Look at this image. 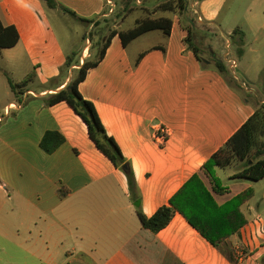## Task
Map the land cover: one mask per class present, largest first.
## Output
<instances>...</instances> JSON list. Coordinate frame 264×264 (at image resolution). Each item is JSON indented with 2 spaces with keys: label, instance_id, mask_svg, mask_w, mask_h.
<instances>
[{
  "label": "crops",
  "instance_id": "1",
  "mask_svg": "<svg viewBox=\"0 0 264 264\" xmlns=\"http://www.w3.org/2000/svg\"><path fill=\"white\" fill-rule=\"evenodd\" d=\"M24 1L41 13L46 7L41 0ZM57 1L92 21L75 20L93 30L95 41L74 53L69 75L54 87L29 88L40 63L16 84L8 76L15 100L0 114V264H264V221H257L262 220V213L252 204L254 197L242 205L248 225L221 249L179 213L154 233L140 221L125 173L97 148L84 120L66 102L45 104V98L71 82L86 59H97L105 20H110L113 29L129 30L133 27L123 29L121 23L136 11L126 12L128 0ZM166 1H155L150 7L143 4L153 17L173 19L170 35L161 31L164 41L131 54L128 49L140 37L125 48L116 35L105 57L79 85L132 165L139 207L148 217L169 204L254 114L257 105L264 103V0H234L227 7L228 0H187L184 15L163 12L160 8ZM119 8L124 13L117 19ZM236 11L240 26L230 29L227 46L234 47L238 58L224 61L214 49L224 46V40L210 37L215 32L208 31L222 13ZM141 17L135 18V24ZM0 18L5 26L16 27L19 44L18 25L4 0H0ZM191 20L206 29L197 34L196 25L192 27L198 54L185 42L189 32L184 25H192ZM237 28L242 33L233 36ZM4 49L0 57L6 60ZM230 60L237 63L244 79L233 76ZM218 63L226 67L227 76ZM27 78L29 82L13 91L10 80L20 85ZM161 129L168 132L164 143L158 138ZM49 131H58L66 139L52 154L40 146ZM223 185L227 193L215 195L220 204L252 187L233 191ZM62 188L68 192L63 197Z\"/></svg>",
  "mask_w": 264,
  "mask_h": 264
},
{
  "label": "trees",
  "instance_id": "2",
  "mask_svg": "<svg viewBox=\"0 0 264 264\" xmlns=\"http://www.w3.org/2000/svg\"><path fill=\"white\" fill-rule=\"evenodd\" d=\"M41 1L50 10L61 11L77 21L92 23L91 20L80 18L74 11L60 5L57 0ZM137 1L134 5L144 8V1L142 4H138ZM187 7V0H167L160 9L163 12L184 15L187 12ZM132 11L134 8L131 7L130 3H127L126 12ZM190 22H194V20ZM172 23L173 19L167 16L153 17L150 10H147L146 17L137 19L135 26L129 30L113 29L110 20H105V25L101 29L103 33L99 35L97 43L100 49L97 59H86L65 88L44 99L47 106L60 102H66L70 105L87 124L89 136L97 148L116 167L122 169L124 164H129V167L126 170L122 169V171L128 179L130 197L134 202L139 200L140 195L132 165L124 157L116 140L106 132L95 105L86 100L80 93L79 85L86 79L89 71L97 67L105 57L113 37L119 35L123 46L126 48L137 38L152 31H162L165 35H170ZM97 25L99 24L95 22V26ZM184 28L189 32V36L185 40L188 48L198 54L199 50L193 42L192 25H184ZM239 33L242 32L237 28L232 35L236 36ZM91 36H93V30L90 32V38ZM84 39L87 40V36H84ZM18 41L19 33L16 27L5 26L0 18V50L12 48L17 45ZM73 55L74 53L68 56L69 68L73 65L71 61ZM142 57L143 54L139 59ZM218 66L222 74L225 76L229 74L223 64L218 63ZM29 81L30 78H27L22 84L14 85L10 80V84L13 91H17ZM65 141V137L60 132L49 131L43 137L40 146L46 153L52 154ZM235 161L240 162L241 167L236 171L233 178L253 181L264 179V103L257 105L254 114L203 164L200 173H195L185 182L171 197L169 204L160 207L152 217L146 216L138 207L137 213L143 227L157 233L166 228L174 215L179 213L213 246L221 249V245L228 238L239 233L242 228L248 225L249 220L242 210V205L255 195L254 189L249 187L223 204L216 200L215 195H223L228 191V188L223 185V181L217 175V169L231 166ZM67 193L63 188L60 189L62 197Z\"/></svg>",
  "mask_w": 264,
  "mask_h": 264
},
{
  "label": "rangeland",
  "instance_id": "3",
  "mask_svg": "<svg viewBox=\"0 0 264 264\" xmlns=\"http://www.w3.org/2000/svg\"><path fill=\"white\" fill-rule=\"evenodd\" d=\"M7 4L9 13L15 19L21 39L19 44L12 48H5L6 60L0 57V114L4 106L15 100V95L12 93L8 76L11 77L14 83H18L23 80L27 75L32 73L34 65L40 63V67L37 70V76L33 82L30 83L29 88L39 90L41 88H51L64 82L69 75L68 56L71 53L79 54L82 51V47L93 45L95 41L94 36L90 38V28L82 23L76 22L70 16L55 11H51L47 7L43 8L42 13L35 8H31L24 0H4ZM145 5L150 7L160 0H144ZM201 2L204 0H200ZM234 0H228L226 7L233 4ZM127 2V1H126ZM136 3V0H128V3ZM238 2L236 3V5ZM134 13L124 20L121 25L123 29H129L135 26V18L137 16L146 17L147 11L141 7H137L134 4ZM119 7L120 3H119ZM124 11L119 8L116 15L117 19L123 15ZM173 15L171 12H167ZM195 23V24H194ZM192 24L195 33L206 31L205 27H199L196 20ZM217 24L210 28L208 32L214 31L215 34H210L222 37L224 40V46L220 48L214 47L215 51L221 54L223 60L228 61L231 58H238L233 49L234 47L227 46L231 44V36L229 35L230 29H234L240 26L238 11L228 15L227 12L221 14ZM199 27V28H198ZM92 31V30H91ZM87 32V33H86ZM94 33V32H93ZM87 36L88 40L83 38ZM91 39V40H89ZM165 36L161 31H154L141 36L128 51L132 54L136 49H150L153 44L160 41H164ZM202 44L203 41L199 40ZM98 50V49H97ZM1 56V55H0ZM71 61H74L73 59ZM6 62V63H5ZM233 76L238 79L240 76L239 68L231 69ZM240 78L244 79L243 76ZM1 121V120H0ZM241 167V163L235 161L233 165L226 168H219L220 179L231 186L233 191H239L244 187L251 185L254 189L255 196L252 200L254 206L259 207V211L262 213V220L264 221V179L260 181H253L250 179L238 178L235 181L231 180L233 174ZM0 182H3L2 178ZM3 192L0 191V198L3 199ZM2 201L0 200V205ZM7 207V206H6ZM8 224V221H7Z\"/></svg>",
  "mask_w": 264,
  "mask_h": 264
},
{
  "label": "built area",
  "instance_id": "4",
  "mask_svg": "<svg viewBox=\"0 0 264 264\" xmlns=\"http://www.w3.org/2000/svg\"><path fill=\"white\" fill-rule=\"evenodd\" d=\"M137 3H138V4H141V0H138ZM109 4L111 5V7H112V6H115V4H113L112 1H109ZM199 19H201V18L199 17ZM85 51H86V50H85ZM229 62L231 63L232 68L237 67V63H236L235 61L230 60ZM158 138L160 139V141H161L162 143H164V142L167 140V138H168V132H167V130H165V129H161V130H160V134L158 135ZM244 255H245V253L243 254V252H242V250H241V253L239 254L240 258H243Z\"/></svg>",
  "mask_w": 264,
  "mask_h": 264
},
{
  "label": "water",
  "instance_id": "5",
  "mask_svg": "<svg viewBox=\"0 0 264 264\" xmlns=\"http://www.w3.org/2000/svg\"><path fill=\"white\" fill-rule=\"evenodd\" d=\"M128 167H129V164L127 163V164H124V165L122 166V169H123V170H126ZM140 202H141L140 199L137 200V201L135 202V206L139 207V206H140Z\"/></svg>",
  "mask_w": 264,
  "mask_h": 264
}]
</instances>
